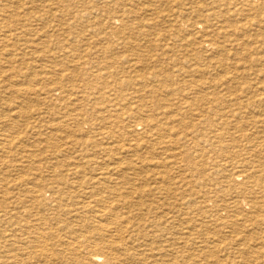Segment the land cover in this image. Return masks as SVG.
Wrapping results in <instances>:
<instances>
[{
    "label": "rangeland",
    "instance_id": "obj_1",
    "mask_svg": "<svg viewBox=\"0 0 264 264\" xmlns=\"http://www.w3.org/2000/svg\"><path fill=\"white\" fill-rule=\"evenodd\" d=\"M52 1L53 0L47 1V4L52 3ZM195 1L198 0H136V6L132 7L134 11L138 12L136 14L138 15L137 18H150V14L152 13L150 9L152 8L151 3L159 5L162 17L156 22H153L152 25L151 23L147 24L144 28L147 29L148 27L147 30L155 34H161L162 37L156 39L151 35L145 36L143 33L138 32L140 31L139 29H136L137 32H128L127 36L132 35V39L130 37V43H125L123 38L120 39V37H116V35L110 32L109 29L106 31L111 35L108 38H104L106 36L103 35V33L98 34L96 32V28L98 27L96 24L88 27H81L72 23L60 24L63 20H57L55 24L48 29L49 31L47 33L40 32L37 28H41V25L29 22L26 18L33 13L39 12V10L47 9L49 6L44 5L42 9H39L35 7L31 0H0V174L2 173L1 168L5 172L9 171L10 178L8 182H11V179L12 182H18L21 174L26 175L28 182H34V177L41 174L43 177L50 180V166L54 165L57 161L66 160L68 166L62 167L60 165V167L57 168V172L60 174H66L67 176L70 171L68 170L69 167L71 169L74 166L72 163L80 166L84 165L85 169H87L86 177L89 182H103L106 180L107 182H173L172 184L179 187V190L185 195V201L182 204L184 215L181 217V223L182 230L185 229V227L187 230H183L182 236H184L185 241L190 240L191 242H196L195 244H189V247H187L188 245L185 247L184 243L179 264H221V262L222 264H264V229L256 227L254 220L243 221L245 222V225H242L243 222L241 221H235L237 224H233L235 220L233 217L231 220L232 224L228 221L230 218L228 217L229 213L232 215L242 213V210L245 209L247 211L248 208L246 206V202H243L242 204L243 200L237 194L238 187H233L232 185L230 186L227 184L225 177L227 175L237 173L235 166L238 162H244L245 165L260 162L263 163L262 165L264 168V133L260 130L254 132L251 129V124L244 126V134L248 135V138L243 137V133L240 131L234 130L230 135H227L228 137L226 136V155L228 154L226 157L224 155L220 156V152L215 150L213 146L210 145V147L206 141L207 137L205 136L206 132L209 131L208 127H214L205 125L204 119L206 117V109L203 107L201 108L202 105L200 104H197L198 106L193 105L192 107H188L191 108L190 114L184 115L188 109L185 108V110L183 109V111L177 115L178 117H175L173 123H176L174 124L177 128V135L179 132H186L189 138L187 137L181 139V142H179L178 145H173L171 143L172 145L166 148L169 149L167 152L168 156L167 154L166 156L165 154H157L162 151L163 147L160 144H156L155 140L149 144L148 147L147 144H145L146 146L144 145L145 147H142V149L139 150H135L136 148L128 149L130 145L135 143L129 138H125L123 140L124 142L121 143L118 142V140H115L111 146H114L115 150L117 152L119 151V154L115 151L113 155H107L106 152L102 151V147L106 142H100V147L98 146L95 150L91 151L90 148L88 149L87 147L80 148L78 146L73 148L71 146V142H80V137L78 136V134L81 133L80 130L74 131L73 126L72 130L70 128L68 131L60 129L61 125H68V123L73 124L72 122L74 120L70 118L78 115L79 113H83L81 110H77V108L82 106H86L88 108L87 111L90 114L88 119L90 123L97 116L99 119L107 118L110 123L113 121L114 123H119L120 119H127L130 120L129 122L132 124H135L138 122V118L132 117V119H129L128 116L130 113L138 111L139 108L143 110L140 115L144 117L148 118L150 115L152 116L155 114L154 116L157 119H155L153 123H156V121L160 120V117L162 118L165 106L168 103L167 99L169 98L172 102H175L179 97V90L181 89L187 88L186 90H188L189 88L188 96L190 98L199 93L198 95L200 96H197L203 99L204 96L205 98L207 97L208 92L205 91L211 90L208 88L213 86H226L233 84L239 87L237 91H239L240 88L242 89V87L247 86L256 87L258 85L264 87V44L260 47L259 56H261V58H259V60H262L261 62L252 63L255 56L253 57L251 55L250 57H247L246 55H243L244 57H242V55H231L227 57L225 67L216 69L213 67H203L200 71L195 72V66L193 65L195 61L192 59L194 57V53L192 51V43L194 40L199 39L206 43V40L211 39L210 34H217V32L219 33L220 40H226L227 38L236 41L244 40L247 41V44H249L248 46L251 45V36L256 39L260 38L259 40L262 39L261 41H264V6L249 7L243 3L244 0H241V4L239 5L235 4L233 1V4H231V11L227 12V10H223L224 12H227V16L231 17L235 23V30L237 33L233 35L231 32H233L234 29L219 20L212 22V25L205 33V36H203L204 34H198L196 31L191 29L188 31L182 29V32H180L177 27L173 25V22L169 17H174V12L184 9V7L187 9L192 8L194 5L193 2ZM65 4L66 2L64 5ZM64 8H67V6ZM219 9L220 8L214 7V10L217 12ZM147 11H149V13ZM246 12L247 14H245ZM9 30L12 31V38L8 37ZM71 31L74 32L77 37L76 35H72L70 33ZM9 39L11 41H9ZM106 46L110 47V51H105L108 49ZM103 48L105 49L103 50ZM143 48L144 50H142ZM158 58H163L164 63L162 64L158 61ZM170 60L172 61L170 62ZM181 62L185 64L181 65ZM99 77L106 78L104 80L108 82V85L102 86L98 81H95V78ZM123 80H130L132 84L124 87L125 89L123 91H120V87H122L121 82ZM162 91L167 92L165 94V92L163 93ZM260 91L264 92V89ZM102 92L104 93V97ZM12 94L14 95L12 96ZM155 104H158V112L154 107ZM137 107L138 109H136ZM24 109L26 112L23 113L24 116H22ZM144 109H146V112ZM144 112L146 115L143 114ZM106 113H109L108 116ZM78 116L79 118L83 117L81 114ZM200 121L201 123H199ZM13 122L17 124H14ZM11 125H16V128L12 129ZM138 126H140V124H138ZM153 126L154 124H152L151 127ZM84 127L86 128H83L84 132L82 133L92 130V126H88L87 123L84 124ZM189 130L191 132H189ZM3 135H14L18 138L17 143L14 145L12 144L10 147V145L5 143V141L2 142ZM52 135L53 138H55L54 140L50 137ZM85 138L93 140L96 136L94 133H89ZM231 138L236 139L231 141ZM227 140L229 142H227ZM189 143H191V146H189ZM55 145L58 146L56 150L59 149V152H57V155L52 156L51 152L54 151L53 146ZM156 147H158L156 150L160 149L157 152H155ZM188 148H190L193 152V161L198 163L197 169H189V167L186 166V163H184V156ZM149 150L153 151L154 154H148L147 152ZM247 150H250L251 153L249 151L248 154ZM233 152L235 153L234 155L232 154ZM144 154L146 160H143L140 157V155L143 156ZM223 157L231 161L230 163H227V166H224L223 164ZM167 158L168 161L166 160ZM72 159H74V161ZM32 160L37 161L39 162V165H42L41 171L33 170L32 167H29ZM24 161L25 163H23ZM12 167L16 168L14 169ZM210 171H212V173ZM263 172L264 170L260 171V173ZM79 174L80 173L74 176L70 173L67 178H69L70 181L77 180L79 182L81 178L78 176ZM245 177L246 176H238L237 182H239V186L244 183L248 185L247 180L249 178L246 177L247 179H245ZM214 179L216 180L214 181ZM250 183L251 182H249V185ZM192 189H195L196 193L201 195L205 192H209V194L211 192L210 195L215 196L218 200L216 204L223 207L217 210L214 209L213 205L210 203L206 207L199 206L200 204L195 202L196 197H191ZM215 197L213 198L215 199ZM220 201L221 203H219ZM230 206L235 207L231 208ZM165 209L163 208L162 210ZM204 210H206V212ZM186 215L190 220H187ZM188 215H190V217H188ZM207 219L209 220L207 221ZM225 226L229 228L227 229ZM250 230L252 231L250 232ZM243 231L246 232L244 233ZM231 233H235L236 235L234 236V234ZM246 233L247 235H245ZM201 236L203 238H201ZM244 238H246V240ZM203 240L205 241L202 242ZM225 240L226 242H224ZM246 243L247 245H245ZM230 248H233L234 250L232 249L231 251ZM250 249L252 251H249ZM193 251H195V253ZM206 252H208L209 255ZM236 253L239 257H237ZM187 257L188 260H186Z\"/></svg>",
    "mask_w": 264,
    "mask_h": 264
},
{
    "label": "bare ground",
    "instance_id": "obj_2",
    "mask_svg": "<svg viewBox=\"0 0 264 264\" xmlns=\"http://www.w3.org/2000/svg\"><path fill=\"white\" fill-rule=\"evenodd\" d=\"M47 1H50V0H31V2H33L35 7L39 9H42L44 5L49 6V7L47 9L44 8L45 10H39V12L37 13H33L31 15L29 14L30 16L26 18L29 20V22H33L36 25H41V28L38 27L37 29L38 31L43 32V33H47L49 31L48 29L51 26H53L57 20L58 21L63 20V22H61L60 24L72 23V24L79 25L81 27L82 26L88 27V26L96 24L98 25V27L96 28L97 29L96 32L98 34L103 33V35L106 36L104 38H108L111 35L107 32L109 29V31L112 32L114 35H116V37L118 36V38L120 37V39L123 38L124 39L123 41H125V43H130V37L132 39V35L127 36L128 32H134V31L137 32L136 29H139L140 31L138 32L143 33L145 36L151 35L155 37L156 39L162 37L161 34H155L147 30L148 27L147 29L144 28L147 24L151 23L152 25L153 22H156L159 18L162 17L159 5H157L156 3H151V6H152V8H150L152 11V13L150 14L151 17L148 16L150 18L144 19L141 17L137 18L138 15L136 14L138 12L134 11L132 7V6H136L135 5L136 0H65V1L64 0H53L52 3L50 4H47ZM233 1L237 5L241 4L240 2L241 0H198V1L193 2L194 5L192 6V8L187 9L183 6L184 9L174 12L175 16L169 17V18L172 20L173 25L176 26L180 32H182V29L187 30V31L191 29V30L196 31V33L198 34H202V35L204 34L203 36H205V33L209 30V27H211L213 21L215 20L223 21L224 23L228 24L229 27L234 29V31L231 32L233 35L237 33V31L235 30L236 28L235 23L231 19V17L227 16V12L232 10L231 4H233ZM65 2L66 4L64 5ZM243 3L249 7H259L261 5L264 6V0H244ZM66 6L67 8H64ZM214 7L220 8L219 11L217 12L216 10H214ZM223 10H227V12H224ZM147 12L149 13V11ZM22 13H23V10H22ZM245 14H247V12ZM163 20H164V17H163ZM11 33L12 31L9 30V34H8L9 38H12ZM70 33L72 35H76L72 31ZM210 36H211V39L206 40L205 41L206 43H204L203 41L199 39L198 40L195 39L194 42L192 43L193 45L192 51L194 53V57L192 59L195 61V63H193V65L195 66L194 67L195 72L200 71L201 68L203 67H213L214 69L225 67L226 65L225 61L227 57L231 55L232 56L242 55V57H244L243 55H246L247 57L248 56L250 57V55L253 57L255 56V58L252 57L254 61V62L252 61V63L262 61V60H259V58H261V56H259V53H260V47L264 44V41H261L262 39L259 40L260 38L256 39L255 37L251 36V42H250L251 45L248 46L249 44H247V41H244V40L236 41V40H231L229 38H227L226 40H220V36L218 32L217 34H210ZM9 41L11 40L9 39ZM105 48H103V50ZM107 48H106L107 50L105 51H110V47H107ZM112 48H111V51H112ZM142 50H144V48ZM158 61H160L162 64L164 63L163 58H158ZM171 61L172 60H170V62ZM182 64H185V63L181 62V65ZM104 79L106 78L99 77V78H95V81H98L102 86L103 85L107 86L108 82ZM131 84L132 83L130 80H123L121 82L122 87H120L121 88L120 91H123L125 89L124 87L129 86ZM238 88L239 87L237 85H233V84H229L226 86L225 85L213 86V87L208 88L211 90L205 91V92H208L207 97L205 98L204 96L205 99L204 98L201 99L200 97H198L200 96L198 95L199 93H197L195 96L193 95V97L190 98L188 96L189 88L188 90H186L187 88L181 89L179 90V95H178L179 97L177 98L175 102H172L171 99L169 98L167 99L168 103L165 106L162 118L160 117V120L156 121V123H153L154 120L157 119L154 116L155 114L152 116L150 115L148 118L144 117L140 115L142 114L143 110L140 108L138 109V107L136 108L138 109V111L135 110L136 111L135 113L132 112L128 116L129 119H132V117L138 118V122L135 124H132L131 122H129L130 120H127V119L125 120L120 119L119 123H114V121L110 123L107 118L99 119L97 116L92 120L93 123L92 122L90 123L88 119L90 115L89 112L87 111L88 108L86 106H82L80 108H77V110L78 111L81 110L83 112V113L78 114V115L80 114L83 115V117L79 118L78 115L72 116L70 119L74 120L72 122L73 124L68 123V125H61L60 129L64 131H68L70 130V128L72 130V126H73L74 131L80 130V132L82 133L84 132L83 128H86L84 127L85 123H87L88 126L89 125L92 126L91 131L78 134V136L80 137V142H76V143L71 142V146L73 148L78 147V146L80 148L87 147L88 149L90 148V151H91V150H95L96 147L98 146L100 147V142H106L104 146L102 147V151L106 152L107 155L109 154L113 155L116 150H115V147L111 145L113 141L115 140H118V142L121 143V142H124L123 140L125 138H129L133 140L135 143L133 145H130L128 149L136 148L135 150L142 149V147L144 148L146 146L145 144H147V147H148V145L151 144L155 140L156 144H160L163 147V148L161 147L162 151L158 152L157 154H161V155L165 154L166 156L167 152L169 151V149H166V148L170 147L172 144L178 145L179 142H181V139L188 137V134L186 132L184 133L179 132V134L177 135V128L175 125L176 123L175 122H174L175 124L173 123V121L175 120V117L179 113H181L183 109L185 110V108L200 104L202 105L201 108L203 107L204 109H206V117L204 119L205 125L214 127V128L208 127L209 131L206 132V136H205L207 137L206 141L209 144V146L210 145L213 146L215 150H218L220 152L221 154L220 156L224 155L226 157L228 155V154L226 155V149H227L226 148L227 144L225 143L227 139L226 136L230 135L233 130L240 131L241 133H243L242 135L243 137L248 138V135L244 134V131H245L244 126L251 124L252 125L251 129L254 132H256L257 130H260L261 132L264 133V92L260 91L264 89V87L258 86V85L256 87L247 86V87H242V89L240 88V90L237 91ZM13 95L14 94H12V96ZM102 95L104 97L103 92H102ZM154 107L157 110L158 104H155ZM102 109L104 110L103 107ZM144 111L146 112V109H144ZM190 111H191V108H188L184 115L190 114ZM25 112L26 110L24 109L22 112V116H24L23 113ZM145 112L143 114H145ZM108 114L106 113L107 116ZM199 123H201V121ZM14 124H17V123H14ZM138 124H140V126H138ZM152 124H154L153 127H151ZM11 128L15 129L16 125L12 126ZM189 132L191 131L189 130ZM89 133H94L96 138H94L93 140L86 139L85 137ZM172 135H177V136H172ZM50 137H52V140L55 139L53 138V135ZM17 139L18 138L15 137L14 135H3L2 142L5 141V143L9 144L11 147L12 144L14 145L15 143H17ZM235 139L231 138V141H234ZM227 142L229 141L227 140ZM189 144H190L189 146H191V143ZM53 147H54L53 149L54 151L51 152L52 156L57 155V152H59V149L56 150L58 146L55 145ZM157 148L158 147H156L155 150ZM159 150H156L155 152ZM249 151L247 150L248 154H249ZM147 153L154 154V152L151 150H149ZM192 154L193 152L191 151L190 148H188L184 156V163H186V166L189 167V169L191 168L194 170V169H197L198 163L193 161ZM232 154L234 155L235 153L233 152ZM144 156L145 154L143 156L140 155L141 159L146 160ZM225 157L221 159L223 161L224 166H227V163H230L231 161L229 159H225ZM57 158H56V161H57ZM72 160L74 161V159ZM166 160L168 161V158ZM23 163H25V161ZM258 163H251V164L247 163L248 165H245L244 162H238L235 166V168L237 169V173L230 174L225 177L227 184H229L230 186L232 185L233 187L235 186L239 188V189L237 188L238 190L237 194L239 197L242 198L243 200L242 204L243 202H246V206L248 208L247 211L245 209L242 210L241 211L242 213H237L234 215L229 213L228 215V217H230L228 219L229 223H231L232 217L235 218L233 224H237L235 223V221L243 222V221L254 220L256 227H259V228L261 227L264 229V172L260 173V171L264 170V168L262 165L263 163H260V164ZM72 164L74 166L71 169L69 167L68 170L70 171L68 172V175L72 173L75 176L78 173H80L78 175L81 177L79 182L76 179L75 180L77 182L70 181L69 178H67L68 175L66 176V174H60L59 172H57L58 171L57 168L60 167V165L62 167L68 166L66 160L57 161L54 165L50 166V169H51L50 180H48L46 177H43L41 174V175L34 177L35 179L34 182H28L26 175H22V174L21 175L19 174L21 177L19 178V181L17 180L18 182H14V181L12 182V179H11V182H8L10 178L9 171L5 172L1 168L2 173L0 174V181H1L0 182V264H179L180 258L182 255V249L184 248V243H185V247L187 245H188L187 247H189V244L196 243L194 241L191 242L190 240L185 241L184 236H182L183 230L186 229L185 227V229L182 230V223H181L182 222L181 217L182 215H184L182 204L185 201V195L179 190V187L172 184L173 182L172 183L171 182H107V180L103 181L102 179L101 180L103 182H89L88 178L86 177L87 169H85V166L75 165L74 163ZM41 166L42 165H39V162L34 161V160H32L31 164L29 165L30 168L32 167L33 170H37V171H41ZM212 171L210 172L212 173ZM238 176H246L247 178H249L247 180L248 185L244 183L241 186H239L240 184L239 182H237ZM246 177L245 179H247ZM215 180L216 179H214V181ZM249 182H251L250 185H249ZM187 183H194V182H187ZM210 194L209 192H205L204 194L201 195L199 193H196L195 189L191 190V197H194V196L196 197L195 202H198L200 204L199 206L206 207L210 203L213 205L214 209L218 210L222 208L223 206H219L216 204V202L218 201L217 198ZM213 197H215V199ZM219 203H221V201ZM230 207L234 208L235 206H230ZM163 208L164 209L166 208V209L162 210ZM225 208H228V207H225ZM204 211L206 212V210ZM188 217H190V215H188ZM186 218H187V215H186ZM188 219L189 218H187V220ZM192 219H191V222H192ZM208 220L209 219H207V221ZM244 223L245 222H243L242 225ZM226 225H227V222H226ZM240 227H241V223H240ZM251 231L252 230H250V232ZM231 234H234V236L236 235L235 233H231ZM245 235H247V233ZM187 236H188V233H187ZM237 237H238V234H237ZM201 238L203 237L201 236ZM244 239L246 240V238ZM204 241L205 240H203L202 242ZM224 242H226V240ZM245 245H247V243ZM237 248H240V247H237ZM195 251L193 252L195 253ZM249 251H252V250L250 249ZM263 255H264V252H263ZM237 257L239 256L237 255ZM186 260H188V257ZM201 263H204V262H201Z\"/></svg>",
    "mask_w": 264,
    "mask_h": 264
}]
</instances>
